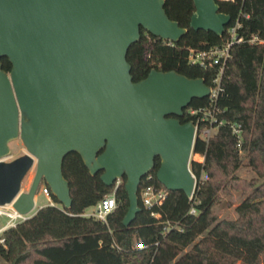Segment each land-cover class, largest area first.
Segmentation results:
<instances>
[{
  "label": "water",
  "instance_id": "obj_1",
  "mask_svg": "<svg viewBox=\"0 0 264 264\" xmlns=\"http://www.w3.org/2000/svg\"><path fill=\"white\" fill-rule=\"evenodd\" d=\"M188 28L220 37L230 17L215 0H191ZM164 0H0V205L21 215L35 206L40 181L63 208L69 188L63 157L76 153L90 175L111 186L124 178L126 227L140 210V179L158 166L155 179L190 198L188 167L195 128L179 123L191 99L209 94L202 78L150 69L132 81L125 60L140 29L176 43L186 32L170 20ZM19 139L24 152L8 159ZM33 170L26 191L24 175Z\"/></svg>",
  "mask_w": 264,
  "mask_h": 264
},
{
  "label": "trees",
  "instance_id": "obj_2",
  "mask_svg": "<svg viewBox=\"0 0 264 264\" xmlns=\"http://www.w3.org/2000/svg\"><path fill=\"white\" fill-rule=\"evenodd\" d=\"M215 1L219 11L230 17L220 37L188 28L194 9L191 0H164L166 16L186 28L185 34L170 43L140 29L138 41L130 44L125 54L132 81L144 78L153 68L202 78L211 87L218 72L216 65L202 68L190 64L187 51L223 44L229 37L227 28L236 20L239 24L235 36L243 41L229 47L215 101V118L221 124L206 141L198 136L202 123L196 128L191 153L203 159L190 160L188 165L196 180L192 196L166 190L162 203L150 208L137 200L140 210L124 227L121 220L128 205L124 178L105 186L100 172L90 175L79 156L70 152L61 164L70 206H59L45 185L53 204L40 206L3 231L2 260L8 264H264V0ZM253 36L260 42H248ZM0 62L8 71L7 60L2 57ZM208 104L207 97L191 99L178 120L195 123L196 115L187 110ZM231 123L238 126L239 137L231 132ZM241 154H245L255 180L245 181L235 174ZM157 166L155 158L149 183L164 188L155 179ZM248 190L234 207L235 218L217 219L213 208L221 195ZM109 193H113L116 206L104 221L84 214ZM190 208L194 214L188 212ZM137 243L143 247L136 248Z\"/></svg>",
  "mask_w": 264,
  "mask_h": 264
},
{
  "label": "built area",
  "instance_id": "obj_3",
  "mask_svg": "<svg viewBox=\"0 0 264 264\" xmlns=\"http://www.w3.org/2000/svg\"><path fill=\"white\" fill-rule=\"evenodd\" d=\"M239 26L237 20L234 24L227 28V33L229 35L226 42L221 45H216L209 47L205 50H193L189 49L187 51V61L190 64H197L202 68H206L209 66L216 65L217 74L213 79L212 86L209 87V94L207 96L209 104L208 107L205 108H197V109H188L187 112L190 115H196L195 117V136H196V128L197 125L201 122L202 125L199 129L198 136L207 140L215 131V128L218 124H221V121H217L215 118V101L218 92L220 91V74L225 65V61L229 56V47L233 42H242V37L235 36V29ZM169 42V41H168ZM248 42H260L256 39V37H251L248 39ZM171 43V42H170ZM231 132L239 137V128L236 124H229ZM191 155V154H190ZM201 161L203 159L202 155H199ZM200 161V162H201ZM193 175V174H192ZM194 176V175H193ZM151 178V174L147 173L144 175L140 181H142L141 185L137 187V200L140 201L141 205L145 208H150L154 205H159L162 203L166 196V189L156 186L152 183H149ZM195 179V177H194ZM140 183V182H139ZM196 183V180H195ZM116 206V202L114 199L113 193L104 195V197L98 201L93 212L90 214L91 216L104 221L107 213L111 212ZM189 213L194 214V209L190 208ZM154 216H156L154 214ZM28 215H21L16 210H14L9 204L0 205V218H3V223L0 224V244L3 243L2 233L4 230L14 227L18 222L25 220ZM141 243L136 244V248H142Z\"/></svg>",
  "mask_w": 264,
  "mask_h": 264
},
{
  "label": "rangeland",
  "instance_id": "obj_4",
  "mask_svg": "<svg viewBox=\"0 0 264 264\" xmlns=\"http://www.w3.org/2000/svg\"><path fill=\"white\" fill-rule=\"evenodd\" d=\"M8 147H9V154H8L7 160H11L15 157H18V156L22 155L24 152V148H23L21 142L19 141V139H15V140L11 141L8 144ZM190 160L201 161V158L198 154H192L191 153ZM235 174L240 179L245 180V181H250V180L256 179L255 173L247 165L245 154H241V164L236 169ZM32 176H33V170L32 169L29 170L24 175V177L21 181V185H20V188L22 191H26L28 189V186L30 184ZM200 176L203 177V173H201ZM261 180L262 179L259 178L258 182H260ZM120 181H121V179L117 180L114 184L119 183ZM249 191L250 190H248L245 194H240L239 192L232 191L230 193V195H221L222 200L217 205H215L213 208L214 212L217 215V219H222V218L233 219V218H235L234 207L244 199V197L247 195V193ZM34 200H35V206H34V209L29 213V215L31 213H33L37 208L44 205L46 203V201L52 202L51 198L48 196V193L46 191V187H45L43 181H40V183L37 187ZM227 202H229L230 205H226ZM94 208H95V206L94 207H88L86 210L87 215H90L93 212ZM3 220H4L3 218H0V224L3 223ZM189 247L190 246L186 247L183 250V252L188 250ZM0 264H8V263L0 258Z\"/></svg>",
  "mask_w": 264,
  "mask_h": 264
},
{
  "label": "crops",
  "instance_id": "obj_5",
  "mask_svg": "<svg viewBox=\"0 0 264 264\" xmlns=\"http://www.w3.org/2000/svg\"><path fill=\"white\" fill-rule=\"evenodd\" d=\"M46 204L52 205V204H53V202H51V201H46V203H45L44 205H46ZM86 210H87V209H85V211H84V214H86V215H87V212H86Z\"/></svg>",
  "mask_w": 264,
  "mask_h": 264
},
{
  "label": "flooded vegetation",
  "instance_id": "obj_6",
  "mask_svg": "<svg viewBox=\"0 0 264 264\" xmlns=\"http://www.w3.org/2000/svg\"><path fill=\"white\" fill-rule=\"evenodd\" d=\"M177 119H178V118H177ZM178 121H179V120H178ZM179 123H181V122L179 121ZM155 158H157V157H155ZM155 158H154V159H155ZM153 163H154V161H153ZM121 179H122V178H121Z\"/></svg>",
  "mask_w": 264,
  "mask_h": 264
}]
</instances>
